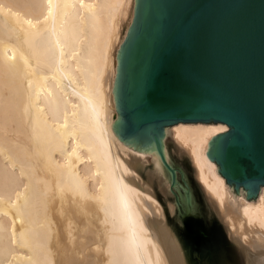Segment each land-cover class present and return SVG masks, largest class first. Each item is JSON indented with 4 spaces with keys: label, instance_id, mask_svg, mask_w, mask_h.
I'll list each match as a JSON object with an SVG mask.
<instances>
[{
    "label": "bare ground",
    "instance_id": "obj_1",
    "mask_svg": "<svg viewBox=\"0 0 264 264\" xmlns=\"http://www.w3.org/2000/svg\"><path fill=\"white\" fill-rule=\"evenodd\" d=\"M136 5L0 0V264H194L156 194L177 183L169 138L230 240L219 264H264V185L248 197L207 155L226 124L164 127L165 162L153 138L120 133L119 63Z\"/></svg>",
    "mask_w": 264,
    "mask_h": 264
},
{
    "label": "water",
    "instance_id": "obj_2",
    "mask_svg": "<svg viewBox=\"0 0 264 264\" xmlns=\"http://www.w3.org/2000/svg\"><path fill=\"white\" fill-rule=\"evenodd\" d=\"M118 80L126 139L165 162L164 127L221 122L207 155L248 197L264 185V0H137Z\"/></svg>",
    "mask_w": 264,
    "mask_h": 264
},
{
    "label": "rangeland",
    "instance_id": "obj_3",
    "mask_svg": "<svg viewBox=\"0 0 264 264\" xmlns=\"http://www.w3.org/2000/svg\"><path fill=\"white\" fill-rule=\"evenodd\" d=\"M168 140V152L176 169L177 183L172 185L170 182L167 199L156 187L158 201L165 209L170 226L180 240L186 242L185 248L190 260L194 264H219L224 258L229 259V253L226 250L231 246L230 240L197 184L187 156L180 155L172 140L170 138ZM187 190H189L190 199L186 193ZM167 201L174 207L172 212L167 210ZM220 246L224 255L216 261L211 253L214 248ZM207 250L210 251L209 254Z\"/></svg>",
    "mask_w": 264,
    "mask_h": 264
}]
</instances>
